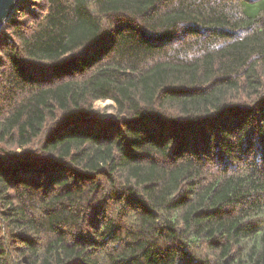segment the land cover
<instances>
[{"label":"trees","instance_id":"1","mask_svg":"<svg viewBox=\"0 0 264 264\" xmlns=\"http://www.w3.org/2000/svg\"><path fill=\"white\" fill-rule=\"evenodd\" d=\"M0 264H264V0H19Z\"/></svg>","mask_w":264,"mask_h":264},{"label":"water","instance_id":"2","mask_svg":"<svg viewBox=\"0 0 264 264\" xmlns=\"http://www.w3.org/2000/svg\"><path fill=\"white\" fill-rule=\"evenodd\" d=\"M18 3L19 0H0V30L11 18Z\"/></svg>","mask_w":264,"mask_h":264},{"label":"rangeland","instance_id":"3","mask_svg":"<svg viewBox=\"0 0 264 264\" xmlns=\"http://www.w3.org/2000/svg\"><path fill=\"white\" fill-rule=\"evenodd\" d=\"M116 105L111 101L98 102L96 110L100 112L102 120H109L115 115Z\"/></svg>","mask_w":264,"mask_h":264}]
</instances>
